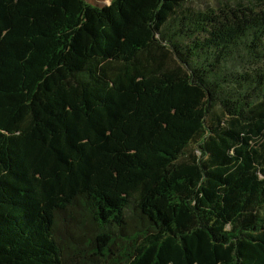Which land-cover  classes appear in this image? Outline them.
Returning a JSON list of instances; mask_svg holds the SVG:
<instances>
[{"label":"trees","instance_id":"16d2710c","mask_svg":"<svg viewBox=\"0 0 264 264\" xmlns=\"http://www.w3.org/2000/svg\"><path fill=\"white\" fill-rule=\"evenodd\" d=\"M0 264H264V0H0Z\"/></svg>","mask_w":264,"mask_h":264},{"label":"rangeland","instance_id":"374dc122","mask_svg":"<svg viewBox=\"0 0 264 264\" xmlns=\"http://www.w3.org/2000/svg\"><path fill=\"white\" fill-rule=\"evenodd\" d=\"M88 2L91 3H96V4H108L110 0H87ZM215 0H195L196 4H199L200 6H204L207 3L213 4Z\"/></svg>","mask_w":264,"mask_h":264}]
</instances>
